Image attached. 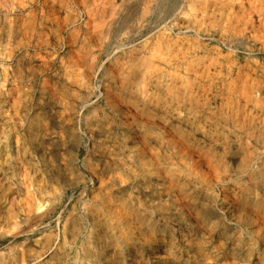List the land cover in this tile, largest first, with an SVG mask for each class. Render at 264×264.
I'll list each match as a JSON object with an SVG mask.
<instances>
[{
	"label": "rangeland",
	"instance_id": "1",
	"mask_svg": "<svg viewBox=\"0 0 264 264\" xmlns=\"http://www.w3.org/2000/svg\"><path fill=\"white\" fill-rule=\"evenodd\" d=\"M104 1L0 0V264H81L88 235L108 264H264V170L251 168L250 181L230 177L226 131L243 156L261 150L264 0H107V14ZM150 55L177 79L140 101L132 69ZM171 111L190 123H166ZM106 124L109 150L130 149L125 166L136 173L179 159L173 131L196 150L195 129L205 130L220 143L202 151L221 182L207 185L197 210L173 192L176 215L163 225L138 210L147 199L139 190L122 207L118 192L130 178L100 153ZM157 184L154 196L166 186ZM242 189L245 206L236 202Z\"/></svg>",
	"mask_w": 264,
	"mask_h": 264
},
{
	"label": "bare ground",
	"instance_id": "2",
	"mask_svg": "<svg viewBox=\"0 0 264 264\" xmlns=\"http://www.w3.org/2000/svg\"><path fill=\"white\" fill-rule=\"evenodd\" d=\"M102 11L110 12L111 10V3L107 4V0H105L102 4ZM103 13V14H104ZM102 14V15H103ZM107 14V13H106ZM105 15V14H104ZM106 16V15H105ZM104 16V17H105ZM101 17V15H100ZM103 17V18H104ZM102 18V17H101ZM100 18V19H101ZM102 18V19H103ZM101 19V20H102ZM97 24V23H96ZM94 24V25H96ZM102 25V24H101ZM96 25V27H92L94 35L97 36L96 39H100L101 34V26ZM91 32V33H93ZM94 38V37H93ZM4 56H0V60H2ZM89 54L83 56V61H89ZM158 59L154 55H150L147 58L140 59L133 65V74L135 73L138 80L134 83H130L131 89H133V93L135 97L142 101L144 95L150 86H153L160 90H167L168 85L171 82H174L177 79V76L174 73H166L164 72L158 65ZM90 67V66H89ZM129 72V71H128ZM3 88H0V92H3ZM110 96H115L112 93H109ZM171 115L169 114L164 121L166 123H179L181 125H187L190 123V116L185 115L182 116L179 112L171 111ZM189 114V113H188ZM190 115V114H189ZM146 119L153 120L155 119V115L146 114ZM107 125V134H104V138L106 140V146L100 151L103 156L105 162L110 161L116 167V169L124 171L126 175L130 178V182L126 188H121L118 192L119 194V204L122 207L127 209L131 208L130 198L131 193L130 191H137L144 194L147 199H145L142 207L138 210L145 212L152 220L158 224L163 225L166 222L167 215L174 214L176 215L175 209L172 207V196L173 192H177L181 194L183 197L186 198L185 204H188L194 210H197L204 202V198L208 195L207 192V185L211 184L215 181L221 182V178L217 176L219 174V168L216 166L213 160V155L209 152H203L202 148L205 150H209L212 147H219L220 143L208 137L205 130L201 128L195 129L194 134L196 135L197 139L199 140V145H197L196 150H191L189 144L181 138V136L173 131V135H171V145L173 149L177 152L180 156L179 159L176 161L178 164H182V168H178L176 166V162H168L166 160H157L155 159L154 162L151 164L150 167H142L140 173L133 172L130 167H126L125 164L132 160L133 156L131 155V150L126 148L118 149V152H111L110 147L114 146V142L110 139L108 133L109 128ZM105 128V129H106ZM228 131V139L230 140L229 151L227 153V158L234 163L228 172L230 177H244L245 179L250 181V173L248 172L251 168L256 167V170L263 171L264 170V163L260 160L261 154L264 151V141L261 146L260 151L256 152H249L241 154L237 149V141H235L236 136H234V131L231 129H226ZM55 137L54 132L47 134L48 139H52ZM153 139V137H150ZM248 138V137H247ZM111 142L112 144H108ZM240 146V145H239ZM236 150V152H233ZM186 155L189 157L195 156L194 163L188 164L183 157L187 158ZM263 158V157H262ZM181 160V161H179ZM242 161V164H239ZM264 162V161H263ZM200 165V166H199ZM202 166V167H201ZM222 171H227L225 165L222 166ZM254 171V170H253ZM217 178V179H216ZM224 178V177H223ZM159 179H162L166 186L163 188L162 193L159 196H154V193L158 189ZM246 180V181H247ZM245 181V182H246ZM145 182L147 184H145ZM242 194L238 197L236 202L238 205L245 206L246 205V194L244 189H242ZM203 195V199H194L192 194ZM195 196V195H194ZM189 198V199H188ZM161 201H167L170 203L169 207L164 210H158V205L161 204ZM259 207V204H256ZM257 207V209H258ZM165 208V207H164ZM215 209L217 212H222V205L215 204ZM136 212V211H135ZM151 223V222H150ZM173 223V222H172ZM177 224H182V221L178 220ZM79 230H77V234L73 238H69L71 241L66 246L67 253H72L73 246L75 240L78 237L84 234L85 226L81 225ZM149 226H147L148 228ZM153 229V228H152ZM72 237V236H70ZM81 238V237H80ZM87 246L89 245L90 255L89 252L85 256L81 257V264H92L93 262L97 261L99 264H108V262L103 257H96L95 253L97 251V247L93 243V239L91 235L86 237ZM88 251V250H87ZM96 262V263H97Z\"/></svg>",
	"mask_w": 264,
	"mask_h": 264
}]
</instances>
